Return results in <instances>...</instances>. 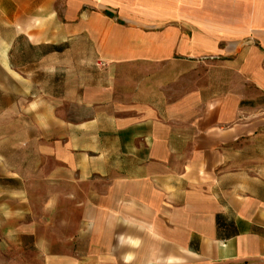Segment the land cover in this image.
Returning a JSON list of instances; mask_svg holds the SVG:
<instances>
[{"label":"crops","instance_id":"obj_1","mask_svg":"<svg viewBox=\"0 0 264 264\" xmlns=\"http://www.w3.org/2000/svg\"><path fill=\"white\" fill-rule=\"evenodd\" d=\"M0 92V264H264V0H0Z\"/></svg>","mask_w":264,"mask_h":264},{"label":"rangeland","instance_id":"obj_2","mask_svg":"<svg viewBox=\"0 0 264 264\" xmlns=\"http://www.w3.org/2000/svg\"><path fill=\"white\" fill-rule=\"evenodd\" d=\"M43 80L46 81L45 77ZM13 97L9 95L7 98L5 94H1L0 92V162H1V154L3 151L8 152V159L10 166H16L17 164H25V169L29 168V165L33 163L31 152L28 153L27 150H23V140H19L20 136L18 135V131L20 130L21 123L17 122V108L14 106ZM6 104H9V108L6 109ZM30 124H25V129H28ZM22 135V134H21ZM23 137V136H21ZM19 149V150H18ZM41 163L48 164L49 160L46 158L41 159ZM12 175V173H9ZM25 177L29 178L32 176L30 172H24ZM47 177L41 176V187L38 189L42 193L48 192Z\"/></svg>","mask_w":264,"mask_h":264},{"label":"clouds","instance_id":"obj_3","mask_svg":"<svg viewBox=\"0 0 264 264\" xmlns=\"http://www.w3.org/2000/svg\"><path fill=\"white\" fill-rule=\"evenodd\" d=\"M128 257H125V264H128Z\"/></svg>","mask_w":264,"mask_h":264},{"label":"built area","instance_id":"obj_4","mask_svg":"<svg viewBox=\"0 0 264 264\" xmlns=\"http://www.w3.org/2000/svg\"><path fill=\"white\" fill-rule=\"evenodd\" d=\"M100 64L102 65V64H103V62H100Z\"/></svg>","mask_w":264,"mask_h":264}]
</instances>
